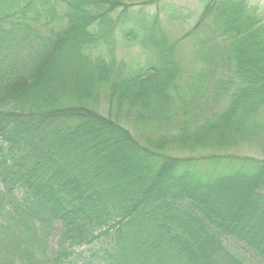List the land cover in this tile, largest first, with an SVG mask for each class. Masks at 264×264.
I'll use <instances>...</instances> for the list:
<instances>
[{"label": "trees", "instance_id": "trees-1", "mask_svg": "<svg viewBox=\"0 0 264 264\" xmlns=\"http://www.w3.org/2000/svg\"><path fill=\"white\" fill-rule=\"evenodd\" d=\"M155 1L0 0V264H264V10L197 0L174 37ZM239 179L252 233L202 196Z\"/></svg>", "mask_w": 264, "mask_h": 264}, {"label": "rangeland", "instance_id": "rangeland-1", "mask_svg": "<svg viewBox=\"0 0 264 264\" xmlns=\"http://www.w3.org/2000/svg\"><path fill=\"white\" fill-rule=\"evenodd\" d=\"M137 2H144L148 0H136ZM255 4H258L262 10H264V0H253ZM163 6H165L167 9L163 11ZM144 8L147 11L151 13H155L156 11L160 12L164 24L167 27V30L171 32L174 37H178L182 32H184L188 27L194 25V23L197 20V17L199 13L202 10V5L197 0H158L153 2V4L136 6L135 8ZM175 14L181 19L187 20L186 25H182L179 20H172L169 17V14ZM189 41H185L183 43V46H181L183 49L184 54L187 52V55L185 56L187 58L188 67L187 69L191 72H197L199 70V66L191 64L193 61L194 56V46L193 44L186 45ZM117 55L123 59H133V60H141L145 58V55H142V50L140 47L136 45H129L128 43L124 42L122 39L118 40L117 43ZM189 74V73H187ZM192 74V73H191ZM188 76V75H187ZM187 81V80H186ZM108 142V141H107ZM111 150H114V153L117 151L119 153H125L128 155V159L131 160V163L134 164L132 173L133 175H145L146 172L140 171V166L135 163L134 160H137L135 156V152L132 150H129L127 148H124V146L117 145L116 150L115 147ZM118 152L115 154L117 156ZM243 154L250 153V152H241ZM199 154V153H197ZM176 156H190L191 154L187 152L182 153H174ZM256 156L264 157V153L261 152L260 154H257ZM115 165H117V158H115ZM115 169V168H113ZM173 183L172 180L168 181V185H171ZM251 180H235L232 184L228 186H221L218 188V190H213L210 192H205L202 196L209 205L215 211L217 214L221 215L227 223L231 221H236L237 223H241V226L243 229H246L249 233H252L254 230V224L251 223L250 220H244L239 215L242 207H244V204L246 202L251 205L250 209L251 212L254 213V215H257V217L263 216V214L258 213L257 211V203L255 201L251 200ZM216 191V192H215ZM263 213V212H261ZM264 217V216H263ZM252 222H254L252 220ZM252 227V228H250ZM255 229V228H254ZM262 233V236L259 234L257 235V238L264 240V232L260 231ZM83 248V247H82ZM205 258L210 259L211 255L208 254L205 255Z\"/></svg>", "mask_w": 264, "mask_h": 264}]
</instances>
